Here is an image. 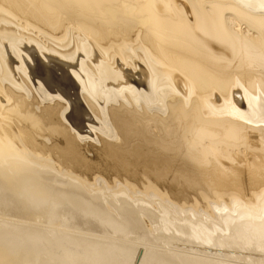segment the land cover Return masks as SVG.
<instances>
[{
  "label": "bare ground",
  "instance_id": "1",
  "mask_svg": "<svg viewBox=\"0 0 264 264\" xmlns=\"http://www.w3.org/2000/svg\"><path fill=\"white\" fill-rule=\"evenodd\" d=\"M139 243L264 264V0H0V264Z\"/></svg>",
  "mask_w": 264,
  "mask_h": 264
},
{
  "label": "rangeland",
  "instance_id": "2",
  "mask_svg": "<svg viewBox=\"0 0 264 264\" xmlns=\"http://www.w3.org/2000/svg\"><path fill=\"white\" fill-rule=\"evenodd\" d=\"M42 59H43V58H42ZM180 242H181V245H180ZM180 242H179V240H177L176 242H174V244L172 243L173 245L170 244L169 246H164V245H161V244H160V245H159V244H158V245L154 244V245H156L157 247L159 246L158 248H162V249L164 248V249H166V250H170V248H165V247H172L171 249H175V250H173L172 252L182 253V254H183V253H189V254L191 253V254H193L195 251H197V250H195L196 248H198V251L200 250V248L198 247V245L195 244L194 242H188V243H185V242L183 241V242H184V243H183L181 240H180ZM195 242H198V240L195 241ZM155 243H156V242H155ZM198 243H199V242H198ZM177 244H178V245H177ZM185 244H187L191 249L194 248L195 251H194V250L191 251L190 248L187 247V245H185ZM139 245H140V247H139V246H138V247L141 248V250L139 249V252H138V250H137V252H138L139 255H138L137 252H136V256H137V257L134 259L135 262H133V264H137V263H138V261H139L138 258H140V256H141L140 254H142V251H143V249H144V245H143V244L139 243ZM192 245H193V246H192ZM199 245H200V244H199ZM142 246H143V248H142ZM156 246H155V247H156ZM179 246H180V247L183 246L182 248H185V247H186L185 249H186V250L189 249L190 252L183 251L184 249L182 250V248H179ZM195 247H196V248H195ZM176 248H177V249H180L182 252H181V251L178 252V251L176 250ZM204 248H206V249H204ZM208 248H210V247H208ZM208 248L205 247V246H201V250H202L203 252H205V250L208 251ZM218 249H219V248H218ZM189 250H187V251H189ZM210 250H212V249H209V251H210ZM221 250H222V249H220V250L217 251V252L219 253ZM170 251H171V250H170ZM213 251H214V250H213ZM211 252H212V251H211ZM224 252H225V253H224ZM227 252H228L227 249H226V251H225V250L222 251V253H224V254H226ZM220 253H221V252H220ZM220 253H219V254H220ZM222 253H221V254H222ZM227 254L229 255V254H231V253L228 252ZM226 256H227V255H226ZM226 258H228V259H225V260H224V259H219V260H222V261H225V262L228 261V263H232V262L234 261L232 264H235V263H238V262L241 263V264H247V263H248V262H245V263H244V262H240L239 260L236 261V260H234V259L232 260V259L229 258V256H227ZM230 260H231V261H230ZM235 261H236V262H235ZM248 264H249V263H248Z\"/></svg>",
  "mask_w": 264,
  "mask_h": 264
}]
</instances>
